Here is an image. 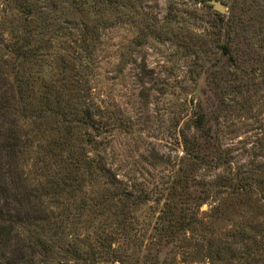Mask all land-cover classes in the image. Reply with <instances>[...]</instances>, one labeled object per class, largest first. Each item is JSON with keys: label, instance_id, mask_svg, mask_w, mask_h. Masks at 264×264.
<instances>
[{"label": "trees", "instance_id": "16d2710c", "mask_svg": "<svg viewBox=\"0 0 264 264\" xmlns=\"http://www.w3.org/2000/svg\"><path fill=\"white\" fill-rule=\"evenodd\" d=\"M130 2L0 0V264H182L177 258L185 246L177 245L190 240L203 248L209 264H264V165L239 171L213 132L208 109L193 125L205 145L197 141L190 150V140L183 136L191 167L171 168L169 198L150 242L141 239L145 235L135 221L150 192L108 167L107 140L115 126L93 83L103 37L123 24ZM253 3L264 31V0ZM235 13L233 8L234 25L228 29L221 24L225 17L217 15V39L226 40L220 44L221 55L229 60L212 80L217 87L224 82L226 67L237 62L232 47ZM10 16L15 23L6 28L12 24ZM47 65L58 74L46 78ZM237 88L241 104L224 91L215 94V110L222 107L217 120L226 107L240 106L241 111L250 104ZM202 157L205 166L230 167V190L239 194L240 202L250 201L251 219L233 233L218 232L214 221L200 218L202 200L192 207L186 204L192 198L184 182ZM182 194L187 197L179 204L176 196ZM221 209L212 207L210 217L222 218ZM103 217H112V225L95 232Z\"/></svg>", "mask_w": 264, "mask_h": 264}, {"label": "rangeland", "instance_id": "374dc122", "mask_svg": "<svg viewBox=\"0 0 264 264\" xmlns=\"http://www.w3.org/2000/svg\"><path fill=\"white\" fill-rule=\"evenodd\" d=\"M211 1L131 0L123 24L107 30L99 46L100 66L93 80L95 95L106 105L110 122L115 126L107 140V163L131 181L148 187L150 201L140 207L135 221L146 243L150 242L159 211L169 198L166 188L171 181V168L189 167L183 136L190 140V150L197 141L205 145L204 138H197L199 132L193 125L206 109L213 115V132L218 133L224 143L222 148L230 151L227 157L231 156L239 171L264 165V31L256 19L253 0L246 3L220 0L228 8L225 15L217 13ZM233 8L236 12L233 29L237 35L232 47L237 62L226 67L224 82L217 87L212 80L229 62L221 55L220 44L226 40L217 39V15L225 17L221 24L228 29L234 25L230 20ZM3 16L0 10V21ZM14 19L10 16L12 24L8 23L6 28H11ZM56 74L55 66H45L46 78ZM237 86L244 90V98L250 104L241 111L240 106L237 110L223 106L217 120L215 116L222 107L215 110L218 103L215 94L224 91L229 98L238 97L235 101L241 104L243 97L237 95ZM49 135L53 136L50 130ZM214 144L212 152L216 151ZM192 168L195 173L184 185L193 200H187L186 204L192 207L203 201L201 219L214 221L216 230L223 234L233 233L239 224L251 219L250 201L240 202L239 194L230 190L233 183L228 175L232 172L230 167L205 166L204 157ZM181 188L177 193L182 192ZM186 197L176 196V202L180 204ZM214 206L222 207V218L210 217ZM112 220L103 217L101 224L95 225V232L97 227L108 229ZM181 244L177 246L185 249L179 251V263L209 264L195 240Z\"/></svg>", "mask_w": 264, "mask_h": 264}, {"label": "water", "instance_id": "95a60500", "mask_svg": "<svg viewBox=\"0 0 264 264\" xmlns=\"http://www.w3.org/2000/svg\"><path fill=\"white\" fill-rule=\"evenodd\" d=\"M210 4L213 6L214 10L219 14H227V6L220 0H212Z\"/></svg>", "mask_w": 264, "mask_h": 264}]
</instances>
